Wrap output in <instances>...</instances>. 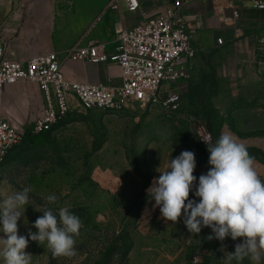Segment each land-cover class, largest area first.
<instances>
[{
  "label": "crops",
  "instance_id": "1",
  "mask_svg": "<svg viewBox=\"0 0 264 264\" xmlns=\"http://www.w3.org/2000/svg\"><path fill=\"white\" fill-rule=\"evenodd\" d=\"M107 1L0 0V36L5 58L24 61L55 52L62 60L70 47L84 46L90 41L113 52L115 31L130 28L141 19L139 15L104 13ZM142 1L146 15L152 17L161 13L172 0ZM259 1L264 3V0ZM181 14L192 35L196 55L188 63L189 80L179 81L168 89L181 95L180 119L175 116L167 119L162 111L151 107L140 113L129 111L111 116L125 125L124 128L133 123L137 126L136 134H139L145 169L149 173L147 194L151 200L146 205L150 207L155 201L148 189L159 172L168 170L171 158L191 151L196 161L193 174L198 178L209 170L207 146L197 143L193 137L191 122L195 121L206 124L212 136L210 145L221 133H230L243 142L264 180V63L255 64L253 53L255 37L264 28V11L240 10L242 37L239 39H234L233 31L214 15L210 1L192 0L183 5ZM217 38L223 40L222 47L216 45ZM62 70L65 78L74 82L111 85L119 82V70L112 64L64 62ZM39 107L40 96L35 85L18 82L4 89L2 111L10 124L29 121L28 129ZM139 216L146 226L136 228L137 238L164 235L173 228L160 211H142ZM260 264H264V256Z\"/></svg>",
  "mask_w": 264,
  "mask_h": 264
},
{
  "label": "rangeland",
  "instance_id": "2",
  "mask_svg": "<svg viewBox=\"0 0 264 264\" xmlns=\"http://www.w3.org/2000/svg\"><path fill=\"white\" fill-rule=\"evenodd\" d=\"M172 88L163 83L161 92ZM111 116L116 115L72 113L50 133L24 135L0 163V201L25 187L31 189L29 204L20 210L18 235L36 232L32 224L49 208L58 213L67 207L83 224L74 256H53L46 242L29 241L25 251L32 255L31 264H237L227 259V253H234L242 238L208 240V228L191 234L183 217L171 222L173 228L164 235L135 236L136 228L146 226L139 214L159 208L146 205L151 200L149 173L137 126L124 128ZM11 125L24 134L29 121ZM50 194L57 196L55 204L47 202ZM239 264L251 263L246 257Z\"/></svg>",
  "mask_w": 264,
  "mask_h": 264
},
{
  "label": "built area",
  "instance_id": "3",
  "mask_svg": "<svg viewBox=\"0 0 264 264\" xmlns=\"http://www.w3.org/2000/svg\"><path fill=\"white\" fill-rule=\"evenodd\" d=\"M191 1L172 0L161 13L148 17L142 0H108L104 13L139 15L141 19L130 28L115 31L116 48L113 52L90 41L84 46L70 47L62 60L57 53L47 52L24 61H9L5 58L0 36V163L24 135L6 121L2 111L4 89L18 82L35 85L39 92V113L28 128L34 136L51 131L77 112L120 115L151 107L162 111L167 119L172 116L180 119L181 95L168 89L163 93L161 88L163 83L189 80L188 63L195 58L196 50L181 8ZM198 1L212 3L214 15L233 31L234 39L242 37L239 27L241 9L264 11V3L259 0ZM215 42L217 46L224 45L221 38ZM253 53L254 63L263 64L264 28L255 37ZM64 62L115 65L119 70V82L111 85L70 81L62 70ZM191 123L195 141L203 146L210 145L212 136L206 125L197 121Z\"/></svg>",
  "mask_w": 264,
  "mask_h": 264
},
{
  "label": "clouds",
  "instance_id": "4",
  "mask_svg": "<svg viewBox=\"0 0 264 264\" xmlns=\"http://www.w3.org/2000/svg\"><path fill=\"white\" fill-rule=\"evenodd\" d=\"M209 170L198 178L195 155L183 151L171 158L168 170L159 172L148 192L159 208L162 218L175 224L183 217L187 231L198 235L202 228L211 230L208 240L223 242L225 238L236 241L234 253L227 259L237 264L246 257L252 264H260L264 256V180L255 168L254 157L246 145L230 133H221L217 141L207 145ZM29 187L15 191L0 201V258L3 264H31L32 255L26 253L29 241L39 245L47 243L53 256L72 257L76 237L83 227L79 216L67 207L58 213L51 208L37 217L27 236L18 235L20 210L29 204ZM190 193L193 199H190ZM49 204L57 202V196H47Z\"/></svg>",
  "mask_w": 264,
  "mask_h": 264
},
{
  "label": "trees",
  "instance_id": "5",
  "mask_svg": "<svg viewBox=\"0 0 264 264\" xmlns=\"http://www.w3.org/2000/svg\"><path fill=\"white\" fill-rule=\"evenodd\" d=\"M66 119H67V118H66ZM63 121H64V120H63ZM59 124H60V123H59ZM59 124H58V125H59ZM58 125L55 126L51 131L46 132V133H42V134H39V135H36V136L31 135L30 131L27 129V130L25 131L24 135H25L26 137H28V138H32V137H37V136H40V135H44V134H47V133H50V132L54 131V130L58 127ZM207 130H208V129H207ZM24 135H23V136H24ZM22 138H23V137H22ZM21 141H22V140H21ZM16 146H17V145H16ZM13 148H14V147H13ZM13 148H12V149H13ZM12 149H11V150H12ZM11 150H10V151H11ZM10 151H9V152H10ZM9 152H8V154H9ZM8 154L6 155V157L8 156ZM6 157H5V159H6ZM5 159H4V160H5ZM4 160H3V161H4Z\"/></svg>",
  "mask_w": 264,
  "mask_h": 264
}]
</instances>
